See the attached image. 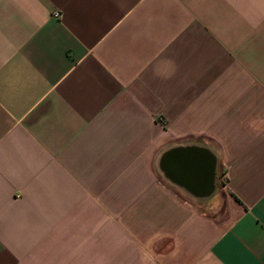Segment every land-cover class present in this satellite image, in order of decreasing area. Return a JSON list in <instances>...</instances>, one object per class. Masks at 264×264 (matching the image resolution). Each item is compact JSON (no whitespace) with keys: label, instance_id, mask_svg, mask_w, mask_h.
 <instances>
[{"label":"crops","instance_id":"1","mask_svg":"<svg viewBox=\"0 0 264 264\" xmlns=\"http://www.w3.org/2000/svg\"><path fill=\"white\" fill-rule=\"evenodd\" d=\"M0 264H264V0H0Z\"/></svg>","mask_w":264,"mask_h":264},{"label":"water","instance_id":"2","mask_svg":"<svg viewBox=\"0 0 264 264\" xmlns=\"http://www.w3.org/2000/svg\"><path fill=\"white\" fill-rule=\"evenodd\" d=\"M162 164L165 175L190 193L199 197L213 193L217 158L210 149L195 144L177 146L166 152Z\"/></svg>","mask_w":264,"mask_h":264},{"label":"rangeland","instance_id":"3","mask_svg":"<svg viewBox=\"0 0 264 264\" xmlns=\"http://www.w3.org/2000/svg\"><path fill=\"white\" fill-rule=\"evenodd\" d=\"M219 176H217L218 177V179H219V184H222V183H224L225 182V176H224V167H223V165L221 166V167H219Z\"/></svg>","mask_w":264,"mask_h":264},{"label":"built area","instance_id":"4","mask_svg":"<svg viewBox=\"0 0 264 264\" xmlns=\"http://www.w3.org/2000/svg\"><path fill=\"white\" fill-rule=\"evenodd\" d=\"M55 16L59 17L61 15V12L57 11L54 13Z\"/></svg>","mask_w":264,"mask_h":264}]
</instances>
